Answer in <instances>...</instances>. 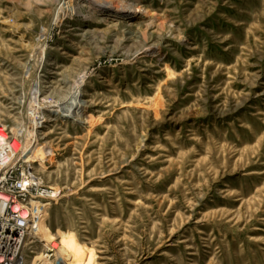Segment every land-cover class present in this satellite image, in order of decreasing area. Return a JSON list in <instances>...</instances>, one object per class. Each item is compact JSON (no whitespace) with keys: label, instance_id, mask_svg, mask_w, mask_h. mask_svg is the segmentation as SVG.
<instances>
[{"label":"rangeland","instance_id":"obj_1","mask_svg":"<svg viewBox=\"0 0 264 264\" xmlns=\"http://www.w3.org/2000/svg\"><path fill=\"white\" fill-rule=\"evenodd\" d=\"M48 1L0 0V122L58 194L36 232L93 264H264V0H62L60 25Z\"/></svg>","mask_w":264,"mask_h":264},{"label":"built area","instance_id":"obj_2","mask_svg":"<svg viewBox=\"0 0 264 264\" xmlns=\"http://www.w3.org/2000/svg\"><path fill=\"white\" fill-rule=\"evenodd\" d=\"M23 143L0 122V264H27L26 249L38 226L34 203L45 208L58 197L35 170ZM41 212L40 220H44ZM55 253L53 245L46 254Z\"/></svg>","mask_w":264,"mask_h":264},{"label":"bare ground","instance_id":"obj_3","mask_svg":"<svg viewBox=\"0 0 264 264\" xmlns=\"http://www.w3.org/2000/svg\"><path fill=\"white\" fill-rule=\"evenodd\" d=\"M63 1H66V2L70 3V1L73 2L74 0H63ZM48 2H50V3H59L60 7H59V10H58V13H57V17H56V24L57 25L62 24L64 22V20H65L64 13L66 12V8L64 7V3L62 2V0H49ZM80 8L73 9V13H75L76 15H82L83 12L81 11ZM137 12H140V11H137ZM137 12L136 11L135 12L134 11H130L131 14L132 13H137ZM109 13H111V12H108L107 14H109ZM131 16H133V15H131ZM71 30L73 31V30H76V29H71ZM43 55H44V51H43ZM43 151H44V149L41 148V147L38 148V147L35 146L34 148H32L31 153H30L32 156H29L30 160L31 161H38V160L44 159L43 158V154H42ZM34 204H35L34 205V214H35V217H36V221H38L37 222L38 226L36 228V231H37V230H40V228L42 227V224L44 222V220H42V221L40 220L41 212L44 213V216L46 217L47 213L49 211V208H45L44 209V206H42L40 203H34ZM36 235L39 238H41V240L43 242H47L48 246L53 245V248L55 249L56 255L58 257L57 260H59V264H66V263H64L62 261V253H61L62 249H66L67 251H69L72 254L76 264L78 262H82V264H93V260H94L93 256L91 255V253L88 252V249L86 247H83V248L79 247L78 243L76 242V237H75L74 233H70L67 237L63 238V240L61 242V248H59L58 244H56V243H54L52 241L53 238H46L45 237L46 236L45 233L42 232L41 234H38L36 232Z\"/></svg>","mask_w":264,"mask_h":264}]
</instances>
